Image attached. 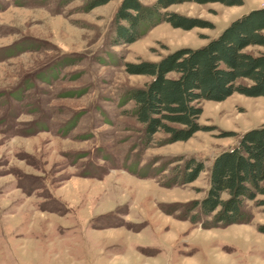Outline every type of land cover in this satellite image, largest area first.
<instances>
[{"label":"rangeland","instance_id":"1","mask_svg":"<svg viewBox=\"0 0 264 264\" xmlns=\"http://www.w3.org/2000/svg\"><path fill=\"white\" fill-rule=\"evenodd\" d=\"M120 1L87 10V0H0V264H15V240L23 238L39 241L27 242L34 256L60 255L61 264H203L219 242L173 209L201 199L214 158L264 125V96L202 100L205 130L164 145L158 132L146 147L122 96L149 77L128 73L125 63L202 46L264 0L175 4L169 9L210 26L162 22L110 46ZM36 122L45 129L29 133ZM179 157L205 170L190 183L163 185ZM248 206L257 228L264 206Z\"/></svg>","mask_w":264,"mask_h":264},{"label":"trees","instance_id":"2","mask_svg":"<svg viewBox=\"0 0 264 264\" xmlns=\"http://www.w3.org/2000/svg\"><path fill=\"white\" fill-rule=\"evenodd\" d=\"M108 1L87 0L86 9ZM184 2L243 3L242 0H121L111 24L109 45L135 42L162 22L183 29L210 26L203 19L169 9ZM248 46L260 49L247 51ZM125 69L130 74L149 77L142 86L127 88L122 96L123 103H131L124 112L138 124L140 144L149 146L158 132L164 133L156 141L159 145L186 141L206 129L199 122L202 100L221 101L235 92L264 96V6L232 20L202 46L182 47L157 61L126 62ZM45 127L44 123L36 122L29 133ZM177 161L183 162L170 168L163 185L190 183L205 170L204 163L194 157H179ZM208 171L205 195L179 204L173 209H181L178 217L205 229L251 222L254 214L248 202L264 206V125L244 132L236 145L214 158ZM257 230L264 233V223L258 224Z\"/></svg>","mask_w":264,"mask_h":264},{"label":"crops","instance_id":"3","mask_svg":"<svg viewBox=\"0 0 264 264\" xmlns=\"http://www.w3.org/2000/svg\"><path fill=\"white\" fill-rule=\"evenodd\" d=\"M252 224L240 223L205 229L211 232L208 233V235L211 234V238L218 239L219 242L210 245L211 251L205 255L206 259L203 264H264V233L259 232ZM18 240H15V245L18 247V250L15 248V264H24V262L27 264H61L62 261L65 263L62 256L59 255L55 259L54 257L48 258L43 251L34 256V252L30 251L27 242H30L35 248L39 244L35 238ZM221 246H229L233 250L224 251ZM57 254L58 252H55V255ZM73 261L75 264H83L81 259L74 258ZM192 263L202 264L195 260Z\"/></svg>","mask_w":264,"mask_h":264}]
</instances>
